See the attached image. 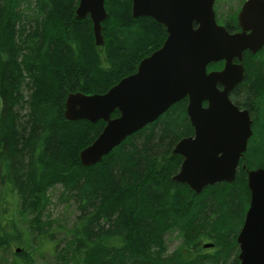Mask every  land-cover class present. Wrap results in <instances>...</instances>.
<instances>
[{
  "label": "trees",
  "instance_id": "16d2710c",
  "mask_svg": "<svg viewBox=\"0 0 264 264\" xmlns=\"http://www.w3.org/2000/svg\"><path fill=\"white\" fill-rule=\"evenodd\" d=\"M77 2L0 0V252L22 246L12 251L15 262L6 264H31L13 218L15 199L39 246L48 242L57 251L56 220L44 215L56 185L59 202L77 210L67 233L70 250L60 258L70 253L78 264H239L236 238L250 200L246 169L264 167L263 57L244 58L245 76L230 92L231 101L253 117L245 164L232 182L196 193L171 179L182 161L171 150L192 134L187 98L100 162L84 166L79 152L105 123L65 119L67 95L105 93L135 72L167 33L151 17H133L131 0H104V43L96 45L89 16H75ZM167 232L181 237L170 253Z\"/></svg>",
  "mask_w": 264,
  "mask_h": 264
},
{
  "label": "water",
  "instance_id": "95a60500",
  "mask_svg": "<svg viewBox=\"0 0 264 264\" xmlns=\"http://www.w3.org/2000/svg\"><path fill=\"white\" fill-rule=\"evenodd\" d=\"M214 1L131 0L133 17L153 18L165 26L167 35L158 49L139 61L135 72L105 93L67 95L65 119L105 123L91 144L79 152L82 165L100 162L127 136L187 98L186 114L193 135L175 144L172 153L182 156V162L171 179L196 193L207 185L233 181L252 135V120L229 96L245 75L242 51H257L264 36L255 39L228 33L216 22ZM259 8L264 9V0H246L239 20ZM75 16H89L95 44L103 45L101 23L108 16L104 0H78ZM220 61V69L208 70L210 64ZM115 111L118 115L112 116ZM246 172L250 200L236 238L237 257L239 264H264V167Z\"/></svg>",
  "mask_w": 264,
  "mask_h": 264
},
{
  "label": "rangeland",
  "instance_id": "374dc122",
  "mask_svg": "<svg viewBox=\"0 0 264 264\" xmlns=\"http://www.w3.org/2000/svg\"><path fill=\"white\" fill-rule=\"evenodd\" d=\"M243 1L244 0H216L214 4V7L216 8V16L218 18L226 17L228 15L234 16ZM60 190V186L56 185L48 191V204L44 210L46 218L56 220L53 225H56L54 238L55 240H58V248L57 251L55 250L53 252L52 248H47L48 242L45 243V245L39 246L37 238H35V236H33V234H31L27 229L29 215L22 213L19 210L18 201L16 199L13 200V218L16 224V229L20 234V238L23 239L25 248L31 255V264H78L79 262L77 258H71L70 253H67L66 257L60 258L62 254H66V252L70 250L67 233L68 230L75 224L77 215V210L73 204H64L59 202L58 196ZM180 240L181 237L177 232L165 233L164 243L167 253L173 251L179 245ZM21 247L22 246H16L13 244L9 249L1 251L0 264H6V261L15 262L16 258L12 256V251H19L21 250L19 249Z\"/></svg>",
  "mask_w": 264,
  "mask_h": 264
},
{
  "label": "flooded vegetation",
  "instance_id": "af4514ba",
  "mask_svg": "<svg viewBox=\"0 0 264 264\" xmlns=\"http://www.w3.org/2000/svg\"><path fill=\"white\" fill-rule=\"evenodd\" d=\"M245 1L246 0H244L240 4L239 9H238V11L236 12V14L234 16L233 15H228V16L222 17V18H218L216 16V12H215L216 8L214 7V4H215V2H214L213 9H214V13H215L216 22H217L218 25H223L225 27V29L228 31V33H230V34L244 33L246 36H250L252 38L259 39V38L264 36V9L259 8V10L258 9L253 10V11H251L250 16L245 17L243 20L240 21L239 20V13H240V11L242 9V6L245 3ZM247 55L263 57L264 56V43L255 52H252L250 49H245V50L242 51V58H243L242 64L244 66L245 72H246V66H245V59L244 58ZM233 62L235 63V62H238V61L236 59H233ZM217 63H220V67L212 68V69H220L223 66V62L222 61L217 62ZM237 107L240 110L246 109V108H241L239 106H237ZM246 110L248 111V109H246ZM248 114H249V116H250V118L252 120V125H253V117H252V115L250 114L249 111H248ZM252 125H251V128H252V132H253V126ZM192 135H193V127H192V134L187 135V136H192ZM173 148H174V146H173ZM171 153H172V150H171ZM177 155H179V154H177ZM181 158H182V156H181ZM241 158H243V156ZM241 158L239 159L238 165L239 164H245V163H242V159ZM161 164H162V162H161Z\"/></svg>",
  "mask_w": 264,
  "mask_h": 264
},
{
  "label": "bare ground",
  "instance_id": "6f19581e",
  "mask_svg": "<svg viewBox=\"0 0 264 264\" xmlns=\"http://www.w3.org/2000/svg\"><path fill=\"white\" fill-rule=\"evenodd\" d=\"M242 159V158H241Z\"/></svg>",
  "mask_w": 264,
  "mask_h": 264
}]
</instances>
